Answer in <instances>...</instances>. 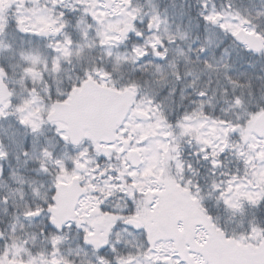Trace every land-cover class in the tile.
Returning a JSON list of instances; mask_svg holds the SVG:
<instances>
[{"label": "snow or ice", "instance_id": "snow-or-ice-1", "mask_svg": "<svg viewBox=\"0 0 264 264\" xmlns=\"http://www.w3.org/2000/svg\"><path fill=\"white\" fill-rule=\"evenodd\" d=\"M0 264H264V0H0Z\"/></svg>", "mask_w": 264, "mask_h": 264}, {"label": "trees", "instance_id": "trees-1", "mask_svg": "<svg viewBox=\"0 0 264 264\" xmlns=\"http://www.w3.org/2000/svg\"><path fill=\"white\" fill-rule=\"evenodd\" d=\"M221 2H222V0H217L218 4L221 3ZM236 2H237V4H240L242 2V0H236ZM257 2H259V0H257Z\"/></svg>", "mask_w": 264, "mask_h": 264}]
</instances>
